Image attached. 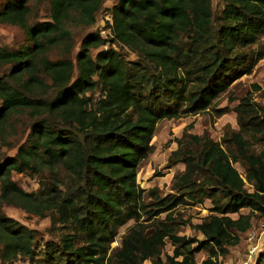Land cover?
<instances>
[{"label":"trees","instance_id":"16d2710c","mask_svg":"<svg viewBox=\"0 0 264 264\" xmlns=\"http://www.w3.org/2000/svg\"><path fill=\"white\" fill-rule=\"evenodd\" d=\"M39 1L47 2L48 19L29 25L26 0L0 7V23L22 27L35 49L62 45L55 61L42 57L36 63L32 54L0 48V65H9L14 83L0 76V148L7 120L26 119L20 120L24 140L12 156L0 159V264H15L20 254L27 264H196L198 252L205 254L199 264H218L250 228L252 216L264 217V149L252 150L255 143L264 146V106L246 89L232 108L238 129L224 132L220 142L186 132L187 125L167 157L166 168L183 165L167 194L140 188L137 166L158 121L227 111L214 100L263 56L245 48L264 34V0H223L215 30L210 0H116L109 10L111 37L107 41L96 31L82 36L73 79L68 26L91 25L102 0ZM106 43L91 56V49ZM112 44L136 52L138 59L124 60ZM40 151L48 168L58 165L71 175L62 190L56 185L45 197L25 192L11 179V172H37L33 159ZM15 198L32 211L17 207L40 218L66 204L76 229L92 239L75 247L46 242L35 258L36 231L1 211L3 204L16 205ZM204 200L210 206L199 223L174 215L177 207ZM122 210L134 223L107 252L101 236L123 222ZM185 225L201 238L179 235ZM166 242L171 254L162 257ZM254 264H264V246Z\"/></svg>","mask_w":264,"mask_h":264},{"label":"rangeland","instance_id":"374dc122","mask_svg":"<svg viewBox=\"0 0 264 264\" xmlns=\"http://www.w3.org/2000/svg\"><path fill=\"white\" fill-rule=\"evenodd\" d=\"M18 0H0V7L5 3ZM116 0H102L99 10L94 15V22L89 26L70 24L69 31L72 34V46L67 57L73 63L72 79L76 76V67L74 65L75 54L79 49V42L82 36L89 32H98L105 40L111 37L108 23L109 10ZM28 7V14L26 16V24H32L35 21L48 19V5L45 1L26 0ZM224 6L223 0H210L211 19L213 30L217 29L218 24L222 18L221 10ZM108 43L101 45L97 49H91L90 54L93 57L97 50L104 49ZM124 60L135 61L138 59L136 52L126 48L120 47L117 44H112ZM0 48L9 51L20 50L27 54H32L33 60L36 63L42 57L49 62L55 61L61 55L62 45L51 46L45 48L43 51L35 49L33 40L30 39L22 27L14 24L0 23ZM35 49V50H34ZM245 52H256L261 50L263 56L252 67L249 74L242 75L233 81L228 89L223 92L217 99L214 100L216 108H228L225 113L220 116H215L211 112H201L198 114H189L177 119H163L155 124L152 138L150 140L146 156L139 162L136 173V183L144 190L148 188H157L159 195L167 194L170 191L169 185L173 174L182 170L183 165L180 162L175 163L169 168L165 167L167 157L171 151L177 149V140L181 136L183 130L187 125L186 132L206 135L214 141L220 142L224 132L232 130L236 131L238 126L236 124L234 108L239 102L240 97L246 89L250 90L251 100L261 106H264V34L261 35L255 42L245 48ZM238 51V50H237ZM9 65H0V76L5 75L6 80L13 84L11 78L7 76ZM39 77H43L39 73ZM44 83L49 84L50 81L44 78ZM252 85L256 86L253 90ZM93 95L99 93V86H95ZM47 96L52 97L53 91L47 90ZM26 120L23 116L12 117L7 120L4 130V144L0 148V159L12 156L18 144L24 138L25 133L22 134V123ZM223 149H227V145L221 143ZM264 149L260 143H255L252 146L254 152ZM33 164L37 170H25L21 173L11 172V179L20 186L25 192L33 193L38 197H45L50 194L54 186H59L61 190L64 188L66 182L71 178L70 173L65 171L60 166H53L48 168L44 164V157L41 151L33 159ZM235 169L243 176V170L239 164H233ZM244 187L249 190L250 186L245 182ZM148 198L144 196V201L148 202ZM16 205L3 204L1 211L7 216L17 220L29 229L35 230L36 234L33 240V250L35 258L41 256L44 243L59 242L67 247H75L88 242L93 235L90 233H83L76 229L72 223L67 206L60 203L55 209L44 211L43 217H38L34 213L24 212L17 206H24L32 211L30 205L24 203L22 199L15 198ZM19 204V205H18ZM210 206L208 200H204L201 204L179 206L174 210V215L183 219H189L192 224L199 223L200 220L208 214L207 208ZM247 210L242 209L240 212L245 213ZM123 212V222L120 225H112L101 236V240L105 245L107 252L119 245L120 238L126 232L127 228L134 223V219L130 217L126 210ZM230 217H235V214H230ZM264 228V217L258 216L256 213L251 218V226L248 230L254 229L256 231ZM247 230V231H248ZM245 233L240 235V241L237 245L228 248L227 254L218 264H254L255 259L244 263L246 258V244ZM179 235L187 237H195L200 239L201 235L189 227L188 225L181 226L178 230ZM264 246V233L261 235ZM172 248L166 242L161 250V256L171 254ZM205 257L203 252L195 254V262L199 264L200 260ZM15 264H27V259L20 254ZM143 264H149L144 262Z\"/></svg>","mask_w":264,"mask_h":264},{"label":"built area","instance_id":"2783aa9c","mask_svg":"<svg viewBox=\"0 0 264 264\" xmlns=\"http://www.w3.org/2000/svg\"><path fill=\"white\" fill-rule=\"evenodd\" d=\"M261 231H256L254 229H250L245 233V244H246V258L247 260L244 263H248L252 261L256 255L258 254L261 247Z\"/></svg>","mask_w":264,"mask_h":264},{"label":"crops","instance_id":"0c3cea01","mask_svg":"<svg viewBox=\"0 0 264 264\" xmlns=\"http://www.w3.org/2000/svg\"><path fill=\"white\" fill-rule=\"evenodd\" d=\"M262 233H264V228H263L262 231H261V234H262ZM261 243H262V242H261ZM261 249H262V246L260 247V250H261ZM260 250H259V251H260ZM256 256H257V255H256ZM255 258H256V257H255ZM255 258H254V259H255Z\"/></svg>","mask_w":264,"mask_h":264}]
</instances>
